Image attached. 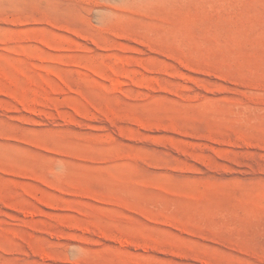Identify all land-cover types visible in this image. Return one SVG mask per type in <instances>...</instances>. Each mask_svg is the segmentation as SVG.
Returning <instances> with one entry per match:
<instances>
[{"label":"rangeland","instance_id":"1","mask_svg":"<svg viewBox=\"0 0 264 264\" xmlns=\"http://www.w3.org/2000/svg\"><path fill=\"white\" fill-rule=\"evenodd\" d=\"M0 264H264V0H0Z\"/></svg>","mask_w":264,"mask_h":264}]
</instances>
